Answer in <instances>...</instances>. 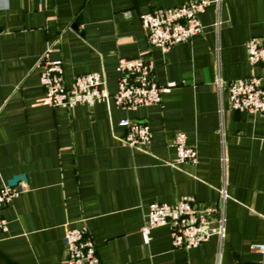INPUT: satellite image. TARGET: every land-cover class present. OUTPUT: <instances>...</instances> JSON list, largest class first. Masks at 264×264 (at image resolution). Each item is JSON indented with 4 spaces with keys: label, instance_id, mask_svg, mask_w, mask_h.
<instances>
[{
    "label": "crops",
    "instance_id": "obj_1",
    "mask_svg": "<svg viewBox=\"0 0 264 264\" xmlns=\"http://www.w3.org/2000/svg\"><path fill=\"white\" fill-rule=\"evenodd\" d=\"M187 1L0 0V187L20 176L14 186L26 188L1 210L0 264H59L65 229L80 227L100 264H264V116L232 110L226 91L252 76L264 88L245 50L264 39V0H210L199 35L166 52L149 46L139 15ZM43 55L61 62L66 86L97 73L112 94L125 59L151 62L155 83L173 87L130 111L112 99L51 108L36 67ZM122 119L145 124L149 143L124 145ZM176 132L195 163L172 164ZM184 196L218 210L222 237L174 249L160 226L144 243L149 204Z\"/></svg>",
    "mask_w": 264,
    "mask_h": 264
},
{
    "label": "built area",
    "instance_id": "obj_2",
    "mask_svg": "<svg viewBox=\"0 0 264 264\" xmlns=\"http://www.w3.org/2000/svg\"><path fill=\"white\" fill-rule=\"evenodd\" d=\"M211 3L210 0H192L171 8H155L139 15V22L146 42L166 52L176 45L187 42L201 33L198 17ZM247 62L251 66H260L264 75V39L251 38L245 44ZM36 67L39 69V84L44 95L42 102L51 108L72 109L76 105L93 106L108 99L114 105L125 110L157 105L160 95L167 93L173 83L158 86L152 74L151 62L118 59L116 90L109 94L101 76L86 73L75 76L66 86L59 60L50 61L45 55L40 57ZM262 77L237 79L226 84L229 107L234 111L264 116V88ZM125 129L122 138L124 145L135 148L146 145L151 139L148 127L140 122L119 121ZM171 145L175 151L172 164L195 163L196 150L186 144L185 135L176 132ZM25 186L0 187V213L3 207L25 191ZM221 199L225 195L220 190ZM214 224V228L211 225ZM167 226L171 245L174 249H190L206 242L210 233L219 238L223 235V219L218 210L199 206L189 196L180 197L174 203H151L148 206L140 234L144 243L148 241L150 229ZM6 231V222L0 214V233ZM64 258L59 264H100L95 245L84 227L65 229L63 237ZM250 249L263 251L262 245H251Z\"/></svg>",
    "mask_w": 264,
    "mask_h": 264
},
{
    "label": "water",
    "instance_id": "obj_3",
    "mask_svg": "<svg viewBox=\"0 0 264 264\" xmlns=\"http://www.w3.org/2000/svg\"><path fill=\"white\" fill-rule=\"evenodd\" d=\"M22 180L20 176L13 177L9 182L8 186H14L18 181Z\"/></svg>",
    "mask_w": 264,
    "mask_h": 264
}]
</instances>
